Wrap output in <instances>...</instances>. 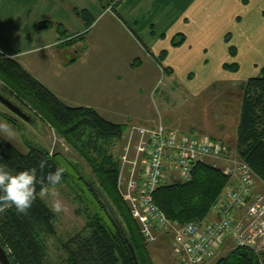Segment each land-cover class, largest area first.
<instances>
[{"label":"rangeland","instance_id":"rangeland-1","mask_svg":"<svg viewBox=\"0 0 264 264\" xmlns=\"http://www.w3.org/2000/svg\"><path fill=\"white\" fill-rule=\"evenodd\" d=\"M28 1L0 0V48L5 52L19 54L20 65L33 66L35 69L33 74L35 77H33L38 80L41 77L42 80L39 81L41 84L42 82L51 84L53 90L66 98L65 104L69 106L91 107L98 98L105 100L99 106L106 110L105 119L114 123H124L128 127L120 139L111 140L107 145V150L119 163L128 146L131 129L134 126L154 127L160 122L180 134L189 137H209L223 143L230 150L237 151L243 101L240 85L254 75L253 60L257 62L258 59H262L261 55L250 54L252 47L255 48L252 33L259 31L256 27L253 29L251 24L254 19L253 13L260 10L258 6L250 4L240 7L238 11L241 16L240 21L226 17L200 26L194 24L187 26V38L184 42L178 46L172 45L170 50H167L168 47L165 48L167 50L165 53L168 54L166 63L162 56H156L155 60L153 59L156 63L155 68L151 60L141 51L132 53L129 59L132 61L127 59V55L123 52L126 42L124 35L112 24L111 29L103 36L94 30L88 36V40L77 43L79 46L60 48L63 51L58 60L52 56L50 50L34 51L32 54L23 53L35 46L34 36L37 34L36 31H31L28 39V33H25L28 26ZM32 1L34 4L37 0ZM50 1L39 0L43 6ZM79 1L85 2V0ZM132 1L136 3L137 0H101L105 6L109 4L114 6V11L130 8ZM91 2L88 4L91 5ZM144 2L151 1L141 0V7ZM154 2L156 5L159 1L154 0ZM134 5L140 6V4H133L131 12L134 15L133 20L140 17V28L145 33L143 38L146 41L155 34L154 31L157 38L162 28L172 26L170 23L154 24L155 19L151 17L152 15L142 13L141 10L139 13L141 16H136L137 7ZM250 10L253 11L251 15H249ZM32 11L35 13L36 9ZM200 30L202 34L199 33ZM139 35L141 36V32ZM181 35L185 37L183 34H178L174 37L173 43L169 39L168 41L170 44L178 43L181 41ZM159 44L155 48L160 49ZM232 47L236 51L238 49L241 51L243 57L239 61L240 64L236 56L238 52L235 56L231 54ZM103 49L107 51L105 54L100 51ZM86 50L88 54L85 56ZM7 57L17 61L13 56ZM73 59L78 60L79 63L75 65V72L72 71L68 75L79 73L80 78L76 79V82H73L72 77L67 78V75L62 77L57 73L60 71L57 66L58 61L62 60L66 65ZM131 63L133 65H130ZM225 63L229 65L237 63L239 70L237 72L226 70ZM96 67L101 70L100 75H105L102 80L91 71ZM6 91L7 88L0 81V92L31 115L35 123L24 121L0 102V125L8 128L7 132L0 130V135L23 153L30 152L32 146L43 148L51 154L59 153L77 166L82 175L97 182L89 163L56 132L48 119ZM7 117L12 118L13 122L8 121ZM136 138L137 136L132 141L134 146ZM130 153L134 158V148H131ZM256 186L261 190L264 189V185L258 179ZM55 188L59 193L58 199L62 203L63 210L58 214L54 213L55 234L44 235L47 251L43 264H57L66 257L62 243L77 236L83 238L89 236V231L85 227L91 219V210L86 208L85 201H82L81 197L78 198L77 190L70 184ZM41 199L51 208L56 198L47 195ZM147 245L155 264H178V260L171 255L172 240L169 236L160 234L157 242ZM6 250L10 254L9 248ZM232 250V243L226 245L218 256L207 264H216Z\"/></svg>","mask_w":264,"mask_h":264},{"label":"trees","instance_id":"trees-1","mask_svg":"<svg viewBox=\"0 0 264 264\" xmlns=\"http://www.w3.org/2000/svg\"><path fill=\"white\" fill-rule=\"evenodd\" d=\"M41 26L49 29L53 24L45 22ZM181 37V41L173 45L182 44L185 37ZM231 54H237L234 47ZM224 68L231 72L239 70L238 64H226ZM0 81L8 94L48 119L56 132L89 163L97 179L95 182L82 175L77 166L59 153L51 154L33 146L30 152L23 153L0 135V164L7 165L13 174L37 166L41 159L48 164L45 172L64 166L68 171L56 186L72 185L78 198L81 197L86 208L91 210V219L85 227L89 236H77L62 243L66 257L57 264H135L122 233L106 214L90 183L101 192L120 220L140 264H155L149 246L141 236L139 224L133 219L128 203L118 190L120 163L107 150L111 140L123 136L127 125L108 121L93 108L72 107L63 103L19 62L1 51ZM240 88L243 101L236 150L239 158L251 166L258 180L264 184V68L258 76L241 83ZM7 120L13 122L10 117ZM37 175H40L39 171ZM229 183L230 178L220 169L199 163L190 182H175L160 187L154 194V202L172 222H203ZM39 190L37 185V193ZM54 220L55 214L39 196L26 215L17 213L14 207L0 214V243L5 250L9 248L10 254H7L12 264H43L47 251L44 235L55 234ZM216 264L261 263L253 252L237 248Z\"/></svg>","mask_w":264,"mask_h":264},{"label":"built area","instance_id":"built-area-1","mask_svg":"<svg viewBox=\"0 0 264 264\" xmlns=\"http://www.w3.org/2000/svg\"><path fill=\"white\" fill-rule=\"evenodd\" d=\"M120 160L118 190L147 244L164 234L172 240L171 255L178 264H207L232 243L233 250L247 249L264 264V189L256 186L257 176L237 151L209 137L180 134L160 122L134 126ZM199 163L220 169L230 183L203 222H172L155 204L154 194L166 184L190 182Z\"/></svg>","mask_w":264,"mask_h":264},{"label":"crops","instance_id":"crops-1","mask_svg":"<svg viewBox=\"0 0 264 264\" xmlns=\"http://www.w3.org/2000/svg\"><path fill=\"white\" fill-rule=\"evenodd\" d=\"M31 1L32 0H29L27 2L29 9L27 18L28 26L25 30V33H28V35L26 34L28 39H30L31 31H36L37 34L34 36L35 46L23 53L29 52L32 54L34 51L45 52L50 50L52 56L58 60L62 56L63 48L79 46L77 43L88 40V36H90L91 32L94 30H97V34L103 36L106 32H108L109 29H111L110 26L112 24L124 35L126 42L123 52L127 55V59H130V57L133 55L132 53L141 51L149 58V60H151L153 67L156 66V63L153 61V59L158 55L161 57L164 52L170 50L173 45L170 44V42L173 43L174 37L176 35L183 34L185 35V39L187 38V26L193 24L200 26L202 24H207L212 20L223 19L226 17H233L237 19V21H240L241 16H239V8L249 6L250 4H255L260 8V10H256L254 13L252 10H250L249 15L253 13L252 18L254 19L251 24L253 29L256 27L259 31L252 33V41L254 42L253 45L255 48L252 47L250 54L251 56H254L255 54L261 55L262 59H258L257 62L253 60L252 67L254 68V75L252 77L258 76L260 71L264 68V0H164L166 2H163V0H156L159 1L156 5L154 0H150L151 2H144L143 7H141V0H137L136 3H133V1L130 3V8L126 7L120 11H114V6L112 7L111 4L105 6L101 0H93L92 2L91 0H85V2H80L79 0H51L49 4H47V2L44 6L42 5L43 3L39 2V0H37L34 4L33 1ZM88 2H91V5L88 4ZM133 4H140V6L134 5V7H137L138 14L136 16H141L139 14L141 10L143 11L142 13H148L149 15H152L151 17L155 19L154 24L157 25L159 23H170L172 26L166 29L162 28L163 30H161L162 32L157 38V35H155L156 32L154 31L155 34L152 35L150 40L146 41L143 38L145 33L142 31V28H140V17L133 20L134 15L131 12ZM34 8L36 9L35 13L32 11ZM257 14L258 16H256ZM31 15L34 16V18H32ZM45 22H51L53 26L49 29L42 27V23ZM175 22L177 24H175ZM175 25H178L179 27L177 28ZM131 27H133L134 30ZM140 32L141 36L139 35ZM199 33L202 34V30H200ZM71 39H74L73 42H68ZM159 40L160 42H158ZM157 43H160V49L155 48L156 45V47H158ZM167 47L168 49L166 50L165 48ZM0 51L6 56L15 57L17 62H19V54L5 52V50L2 48H0ZM100 51L103 54L107 52L105 49ZM237 52L238 54L236 56L239 63V61H241V57L243 56L240 49H238ZM84 53L86 56L88 54L87 50ZM166 55L168 54L166 53L165 56L162 57L164 59V63L167 61ZM129 61H132V59ZM77 62L79 63L78 60L73 59L70 62H67L65 65L62 60L58 61L59 64L57 66L58 69L60 68V71L57 73L61 74L62 77H65L66 75L67 78L72 77L73 82H76V79L78 80L80 78L79 73H74L73 75L68 74L72 71L75 72L74 68ZM261 63L263 64L260 65ZM130 65H133V63ZM224 65H226V63ZM21 66L29 74L32 73L31 75L34 76L33 74L35 73V69L33 66L26 67L23 64H21ZM170 70L173 71V69ZM91 71L95 72L99 80H102L105 77V75H100L101 70L97 67ZM86 72L88 73L89 71ZM36 80L38 79L36 78ZM41 80V77H39L38 81L41 82ZM42 83L63 103H65L66 98L57 91L53 90L51 84L46 82ZM94 102L95 103L91 104V107H78L93 108L103 118H105L104 115L107 114L106 110L99 108L101 103L105 102V100L98 98V100H95Z\"/></svg>","mask_w":264,"mask_h":264},{"label":"clouds","instance_id":"clouds-1","mask_svg":"<svg viewBox=\"0 0 264 264\" xmlns=\"http://www.w3.org/2000/svg\"><path fill=\"white\" fill-rule=\"evenodd\" d=\"M0 130L7 132L8 128L0 125ZM47 167V161L41 159L37 166L13 174L7 165L0 164V214L14 207L17 213L26 215L38 196L43 198L47 195L56 198L51 211L60 213L63 206L55 186L61 182L68 170L64 166H57L54 171L45 172ZM37 185L40 186L39 193Z\"/></svg>","mask_w":264,"mask_h":264},{"label":"water","instance_id":"water-1","mask_svg":"<svg viewBox=\"0 0 264 264\" xmlns=\"http://www.w3.org/2000/svg\"><path fill=\"white\" fill-rule=\"evenodd\" d=\"M0 102L3 105H5L10 111H12L14 114H16L18 117L23 119L24 121H26L28 123H31V124L35 123V119L31 115L26 113L21 107L16 105L14 102H12L6 96H4L1 92H0ZM90 187L93 189V193L97 197V199L100 202V204L103 205L108 217L111 219L113 224L118 228V230L122 233V235L124 237V240H125V242H126V244L128 246V249L130 250V253H131V256H132V258L134 260V263L135 264H140L138 256H137L136 251H135V248H134L133 244L130 242V240L127 237V235L125 234L123 226L121 225L120 220L117 218V216L113 212L111 206L108 204V202L103 197L101 192L98 191L96 188H94L91 183H90ZM0 264H12L8 254L6 252V250L1 245V243H0Z\"/></svg>","mask_w":264,"mask_h":264}]
</instances>
